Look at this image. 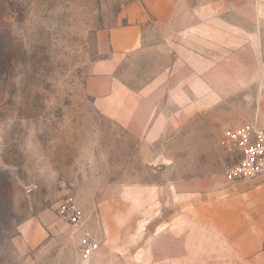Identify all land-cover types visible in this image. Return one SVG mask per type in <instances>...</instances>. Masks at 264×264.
<instances>
[{
    "label": "rangeland",
    "instance_id": "rangeland-1",
    "mask_svg": "<svg viewBox=\"0 0 264 264\" xmlns=\"http://www.w3.org/2000/svg\"><path fill=\"white\" fill-rule=\"evenodd\" d=\"M263 92L264 0H0V264H264Z\"/></svg>",
    "mask_w": 264,
    "mask_h": 264
},
{
    "label": "built area",
    "instance_id": "built-area-1",
    "mask_svg": "<svg viewBox=\"0 0 264 264\" xmlns=\"http://www.w3.org/2000/svg\"><path fill=\"white\" fill-rule=\"evenodd\" d=\"M227 142L237 149V160L225 170L228 182L264 176V128L256 122H245L224 133Z\"/></svg>",
    "mask_w": 264,
    "mask_h": 264
},
{
    "label": "crops",
    "instance_id": "crops-1",
    "mask_svg": "<svg viewBox=\"0 0 264 264\" xmlns=\"http://www.w3.org/2000/svg\"><path fill=\"white\" fill-rule=\"evenodd\" d=\"M112 45L114 48L118 49H130L135 47L137 38H136V28H120L115 29L110 32ZM257 123L264 128V92L262 96V103L259 104L257 114H256Z\"/></svg>",
    "mask_w": 264,
    "mask_h": 264
}]
</instances>
